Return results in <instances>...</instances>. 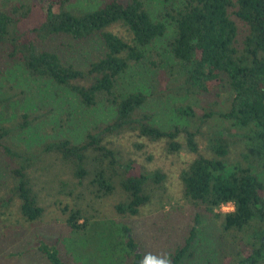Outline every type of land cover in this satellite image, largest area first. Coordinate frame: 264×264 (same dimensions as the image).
I'll list each match as a JSON object with an SVG mask.
<instances>
[{
	"label": "trees",
	"instance_id": "obj_1",
	"mask_svg": "<svg viewBox=\"0 0 264 264\" xmlns=\"http://www.w3.org/2000/svg\"><path fill=\"white\" fill-rule=\"evenodd\" d=\"M71 1H17L0 10V50L7 62L30 78L66 89L85 108L99 101L110 105L115 114L106 124L87 130L78 143L61 138L28 151L6 141L44 112H24L8 126L0 125V149L11 165L10 190L18 200V214L28 223L40 218L43 209L29 173L39 162L56 160L77 184L84 182L100 198L111 195L116 184L124 198L114 206L115 212L137 215L149 203L147 185H159L164 175L144 173L131 161L121 162L119 150L108 139L131 134L163 142L170 154L182 146L193 154L179 173L183 198L218 220L221 236L229 243L249 248L234 253L235 264H262L264 184L250 166L264 170V0H179L156 19L150 17L144 0H108L84 12L69 10ZM233 18L241 22V31ZM167 22L173 29L166 41L171 62L150 81V95L181 98L183 102L173 109L188 125L163 130L152 123L150 113L141 110L146 95L123 94L117 85L132 65L144 61L145 47L163 37ZM54 37L75 43L97 37L101 52L86 67L76 68L45 48ZM149 65L159 68L158 62ZM222 92L225 96L219 100ZM19 94L8 88L1 91L0 108ZM209 94L214 99L202 105L201 96ZM236 148L241 149L239 160L229 163L227 157ZM229 200L236 203L234 214L213 212ZM89 217L75 209L68 212L65 225L72 232L84 231ZM193 238L192 228L183 244L169 254L171 264H179L184 256L192 258ZM124 248L134 259L131 264H140L131 238ZM37 250L48 264H65L53 245L39 242Z\"/></svg>",
	"mask_w": 264,
	"mask_h": 264
},
{
	"label": "rangeland",
	"instance_id": "obj_2",
	"mask_svg": "<svg viewBox=\"0 0 264 264\" xmlns=\"http://www.w3.org/2000/svg\"><path fill=\"white\" fill-rule=\"evenodd\" d=\"M17 1L34 0H0V10L5 11L11 3ZM107 1L72 0L67 8L74 12H84ZM178 1L144 0V4L150 17L156 19L165 8L175 7ZM234 21L241 31V22ZM167 24L163 37L145 47L144 61L132 65L117 85V90L123 94L139 91L146 95L147 100L141 110L150 113L152 123L163 130L173 125H188L173 109L175 104L183 102L181 98L150 95V81L171 62L166 52V41L172 37L173 29ZM44 46L76 68L86 67L102 48L97 37L79 43L66 37H54ZM152 61L159 63L157 70L149 65ZM6 88L20 94L1 106L0 125L8 126L24 112L45 113L30 127L8 137L6 142L9 145L13 144L25 151L46 141L61 138L78 143L87 130L106 124L115 114L114 107L110 105L99 101L93 107L85 108L66 89L30 78L20 67L7 62L0 50V92ZM219 95V100L225 96L223 92ZM213 99L212 94L201 96L202 105ZM108 140L119 150L122 163L131 161L144 173L157 171L164 175L159 185H147L151 196L149 203L141 207L135 216L115 212L114 206L124 198L116 184L111 195L100 198L84 182L82 185L77 184L74 178L60 169L56 160H49L35 164L29 173L43 213L38 220L25 222L17 211L18 200L10 190L11 165L0 149V264H48L37 250L39 242L53 245L65 264H131L134 259L124 248L128 237L133 240L141 261L146 253L169 255L183 244L192 228L193 256H184L179 264H235L234 253L238 250L241 252V248L244 253L249 250L236 243H229L228 239L221 236L218 220L183 198L179 173L193 158V154L183 146L177 153L170 154L165 151L163 142H148L131 134ZM177 141L182 145V137ZM198 144L203 146L201 142ZM240 151V148L232 150L227 157L228 162L239 160ZM250 167L264 184V170L255 165ZM75 209L90 216L84 231L72 232L65 225L68 212ZM123 227L128 229L127 232Z\"/></svg>",
	"mask_w": 264,
	"mask_h": 264
},
{
	"label": "clouds",
	"instance_id": "obj_3",
	"mask_svg": "<svg viewBox=\"0 0 264 264\" xmlns=\"http://www.w3.org/2000/svg\"><path fill=\"white\" fill-rule=\"evenodd\" d=\"M213 212L223 216L234 214L236 212V203L231 200L221 203L218 207L213 208ZM140 264H171V258L168 254L156 255L153 253H146L140 261Z\"/></svg>",
	"mask_w": 264,
	"mask_h": 264
}]
</instances>
